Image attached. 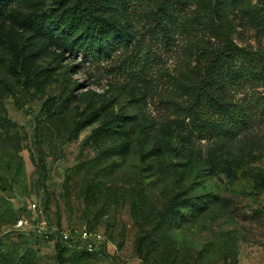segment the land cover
<instances>
[{"label": "rangeland", "instance_id": "rangeland-1", "mask_svg": "<svg viewBox=\"0 0 264 264\" xmlns=\"http://www.w3.org/2000/svg\"><path fill=\"white\" fill-rule=\"evenodd\" d=\"M104 1L122 34H39L77 0H0V264H264V76L229 96L239 135L187 109L227 45L264 66V0ZM84 227L105 247L59 236Z\"/></svg>", "mask_w": 264, "mask_h": 264}, {"label": "trees", "instance_id": "trees-1", "mask_svg": "<svg viewBox=\"0 0 264 264\" xmlns=\"http://www.w3.org/2000/svg\"><path fill=\"white\" fill-rule=\"evenodd\" d=\"M105 8L104 0H77L56 21L48 22L46 17L39 15L24 20L27 27L39 34L49 27L68 33L86 28L96 32L108 30L114 36L122 34L120 28L110 25L105 19ZM103 41L99 37L95 39L100 45ZM227 46L209 60L205 76L194 89L195 96L192 93L187 108L192 130L201 139L234 137L248 130L253 123L249 107L230 101L229 96L248 79L263 77L264 66L252 51L232 43Z\"/></svg>", "mask_w": 264, "mask_h": 264}, {"label": "built area", "instance_id": "built-area-1", "mask_svg": "<svg viewBox=\"0 0 264 264\" xmlns=\"http://www.w3.org/2000/svg\"><path fill=\"white\" fill-rule=\"evenodd\" d=\"M31 208L35 212L37 205L33 203L31 204ZM27 224L28 220L23 218L19 222V227L26 226ZM59 236L70 247L87 253L97 252L106 245L104 234L96 230H90L88 227L78 230L63 231Z\"/></svg>", "mask_w": 264, "mask_h": 264}]
</instances>
